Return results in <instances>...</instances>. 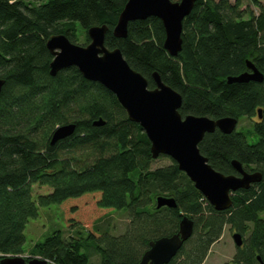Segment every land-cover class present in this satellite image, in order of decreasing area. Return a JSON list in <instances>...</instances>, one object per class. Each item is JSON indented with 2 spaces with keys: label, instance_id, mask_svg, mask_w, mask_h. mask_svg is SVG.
I'll return each instance as SVG.
<instances>
[{
  "label": "trees",
  "instance_id": "1",
  "mask_svg": "<svg viewBox=\"0 0 264 264\" xmlns=\"http://www.w3.org/2000/svg\"><path fill=\"white\" fill-rule=\"evenodd\" d=\"M262 1L250 0L256 15L241 10V0H197L183 21V50L174 58L164 49L158 18L129 23L126 39L114 36L128 0H0V77L6 80L0 95V260L26 253L24 231L40 207L61 205L71 229L85 230L81 224L105 210H128L130 224L121 236L99 224L68 240L55 231L30 251L49 264H139L151 241L178 232L183 216L194 221V234L169 264H204L226 224L244 238L227 264H260L259 256L264 262V179L237 192L229 210L216 211L175 161L152 169L146 133L113 93L86 80L77 67L52 77L46 45L57 34L77 44L78 24L88 45V30L107 25L106 46L119 48L149 88L156 87L158 73L181 94L183 117L241 120L261 108L255 143L243 132L216 130L199 148L219 172L233 174L230 161L237 159L264 177V82H227L248 70L246 60L264 74ZM99 118L106 124L96 127ZM70 123L77 125L74 135L50 146L55 129ZM35 185L52 192L35 201ZM158 196L174 197L177 208L157 209Z\"/></svg>",
  "mask_w": 264,
  "mask_h": 264
},
{
  "label": "water",
  "instance_id": "2",
  "mask_svg": "<svg viewBox=\"0 0 264 264\" xmlns=\"http://www.w3.org/2000/svg\"><path fill=\"white\" fill-rule=\"evenodd\" d=\"M197 0H128L118 23L113 30L118 39L128 37L129 23L144 21L155 17L160 19L165 28L164 49L171 57H178L183 50V21L188 17ZM107 25L93 26L88 30L90 43L86 46L73 43L65 34L52 35L46 42L53 60L49 74L56 77L65 69L77 67L83 77L98 83L113 93L125 109L129 120L136 123L146 133L151 143V155L154 160L161 156L175 161L180 171L184 172L204 196L208 203L218 212L229 210L233 206V196L240 190H249L254 184L263 182V174L258 171L248 173L238 160L232 162L240 174L226 175L217 171L209 163L199 148L206 134L216 130L230 135L237 129L238 119L223 117L212 119L208 116L187 115L183 117L180 109L183 104L181 94L163 82L158 73L153 79L156 87L149 88L148 80L134 70L119 48L110 49L105 44ZM247 69L237 76H229L228 84H262L264 74L255 64L246 60ZM6 80L0 77V95ZM263 117L262 109L258 110ZM106 122L99 118L93 122L96 127ZM77 125L74 123L58 126L52 134L50 146L54 147L74 135ZM174 197L158 196L157 209H176ZM195 223L188 216H183L179 230L171 236H164L149 243L139 264H169L194 234ZM237 248L244 244L239 232L233 234ZM260 264H264L259 256ZM41 258L26 260L22 255L3 256L0 264H48Z\"/></svg>",
  "mask_w": 264,
  "mask_h": 264
},
{
  "label": "rangeland",
  "instance_id": "3",
  "mask_svg": "<svg viewBox=\"0 0 264 264\" xmlns=\"http://www.w3.org/2000/svg\"><path fill=\"white\" fill-rule=\"evenodd\" d=\"M13 1V0H11ZM232 3L235 0H230ZM242 6L241 10L244 11H253L256 15L259 14V10L252 5L250 0H241ZM264 5V1H262ZM77 41L78 45H82L84 42V33L80 27V24L77 25ZM250 117H245L241 119L240 124L237 126V131L243 132L246 134L250 143H255L257 140V136L253 132V125ZM82 151L77 152L76 154L81 157H85L87 153H81ZM173 163L172 159L169 157H160L152 163V169H157L161 167L169 166ZM52 192V189L48 186H40L35 185L33 187V199L35 201L38 200L40 195H47ZM98 221V222H97ZM100 225L103 230H108V232L114 236L124 235L127 231V228L130 224V215L128 210H105L94 214L92 218L85 221V223L81 224L85 230H82L81 227L71 229L67 223V215L61 205H52L50 207H40L39 208V217L36 219H31L27 224V227L24 231L26 236L25 243V254L22 256L26 258V260L41 258V256H32L31 250L37 243L44 242L46 238L50 237L55 231H61L65 238L68 240L72 236L76 234V232L81 229L82 231L91 230L94 226ZM80 230V231H81ZM237 230L232 228L231 225L226 224L224 227V232L221 240L216 243L204 262V264H227L229 263L236 254L237 247L235 245L233 234L236 233ZM243 237V236H242ZM244 240V238H243ZM28 257H31L27 259ZM46 260V259H45ZM48 261V260H47ZM98 258L94 257V262H97ZM50 263V262H49ZM48 263V264H49Z\"/></svg>",
  "mask_w": 264,
  "mask_h": 264
},
{
  "label": "flooded vegetation",
  "instance_id": "4",
  "mask_svg": "<svg viewBox=\"0 0 264 264\" xmlns=\"http://www.w3.org/2000/svg\"><path fill=\"white\" fill-rule=\"evenodd\" d=\"M89 43H90V41H89ZM88 43V44H89ZM84 46H86V45H84ZM247 71H249V70H247ZM247 71H245V72H247ZM250 72V71H249ZM261 109V108H260ZM262 114H263V111H262ZM250 120H252V125H253V129H254V127H255V125L257 124V123H259V122H261L262 120H263V117L262 118H259V116H258V109H257V111H256V113H255V115L254 116H252V117H250ZM240 122H241V120H238V124H240ZM238 126V125H237ZM236 131H237V129H236ZM235 131V132H236ZM237 132H239V131H237ZM226 135V134H225ZM234 160H237V159H231V161H230V166H231V168L233 169V171H234V173L232 174V175H236V176H239L240 174L235 170V168L233 167V164H232V162L234 161ZM240 162V161H239ZM243 165V164H242ZM243 168H244V170L246 171V172H248V173H254V172H258V170H255V166H249V167H246L245 165H243ZM231 175V174H230ZM257 184H254L252 187H254V186H256ZM251 187V188H252ZM250 188V189H251Z\"/></svg>",
  "mask_w": 264,
  "mask_h": 264
}]
</instances>
